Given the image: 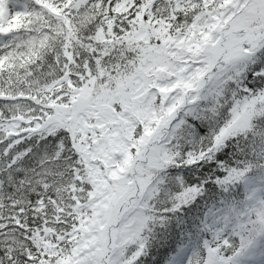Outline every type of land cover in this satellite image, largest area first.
Here are the masks:
<instances>
[{
	"label": "snow or ice",
	"instance_id": "obj_1",
	"mask_svg": "<svg viewBox=\"0 0 264 264\" xmlns=\"http://www.w3.org/2000/svg\"><path fill=\"white\" fill-rule=\"evenodd\" d=\"M0 264H264V0H0Z\"/></svg>",
	"mask_w": 264,
	"mask_h": 264
}]
</instances>
